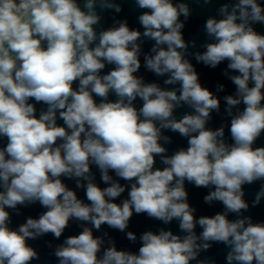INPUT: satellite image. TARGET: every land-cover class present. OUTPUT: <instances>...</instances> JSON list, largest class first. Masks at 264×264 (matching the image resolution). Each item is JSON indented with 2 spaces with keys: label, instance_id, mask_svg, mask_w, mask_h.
<instances>
[{
  "label": "clouds",
  "instance_id": "9594fccd",
  "mask_svg": "<svg viewBox=\"0 0 264 264\" xmlns=\"http://www.w3.org/2000/svg\"><path fill=\"white\" fill-rule=\"evenodd\" d=\"M132 2L146 10L138 16L143 31L115 16L102 26V13L122 11L116 0H0V264L40 261L28 241L59 239L70 221L79 234L46 241L56 264H217L201 258L214 244L227 248L226 264H264V221L245 215L244 188L260 183L251 207L260 205L264 33L255 26H264V0L221 4L202 26L203 51H190L197 42L184 38L193 13L188 0ZM194 3L209 9L213 0ZM145 41L154 42L143 53L145 69L176 87L136 75ZM188 57L211 69L227 61L223 75L235 92L223 96L221 119L230 123L208 126L213 113L221 115L216 93L225 86H203ZM108 65L114 67L102 74ZM185 106L191 111L178 118ZM166 130L186 138L187 147L169 155ZM186 182L209 189L204 202H219L223 211L197 218ZM37 203L46 211L13 228V214ZM134 214L176 221L182 234L161 227L137 235L128 231ZM102 225L125 233L138 251L118 249Z\"/></svg>",
  "mask_w": 264,
  "mask_h": 264
},
{
  "label": "water",
  "instance_id": "95a60500",
  "mask_svg": "<svg viewBox=\"0 0 264 264\" xmlns=\"http://www.w3.org/2000/svg\"><path fill=\"white\" fill-rule=\"evenodd\" d=\"M116 2L121 3L122 5V11L120 13H115L114 11H106L102 13L104 16V19L102 20V26L104 28H108L112 26L113 23V16H115L116 19H127L128 24L130 28L139 29L143 31V28L139 24L138 16L146 10L134 8L132 0H116ZM191 7L193 8V13L190 19L186 22L185 28L183 29L184 38L186 41H190L195 39L197 42V48L191 49L190 51H203L204 49L200 47L201 44H203L206 41V37L203 34L202 26L205 23L206 19L210 15H216L217 8L225 3L228 2V0H213V4L210 6L209 9H203L198 7L194 0H188ZM99 11V10H98ZM181 19H183L181 17ZM256 29L262 33H264V26L256 25ZM152 41H145V43L142 45V55L140 57L141 59V69L139 70L136 75L143 76L145 78L146 82H156L161 85V87H176V86H166L163 84V80L166 79V77H157L154 73L149 72L145 69L143 66V53H148L150 51ZM193 65L195 66L197 72L199 73L200 82L203 86L208 87L210 90L215 92V88L217 84H223L225 86V90L223 92L216 93L221 98V115H217L216 113H213V119L209 123V127L216 128L221 125V123L228 122L230 123V118H228L227 121H224L221 119V116L224 113L225 103L223 101V96L234 94L235 92V86L223 75V70L227 67V61L222 62L216 69H211L201 63H198L195 61L193 57H188ZM114 65H108L103 70L102 74H106ZM75 86V85H74ZM110 99L114 100L115 96H110ZM137 107L141 105V101L138 99L136 102ZM37 109L41 107V105H36ZM243 105H241V108ZM191 111V109L187 108V106L176 110V115L179 118L182 116L185 112ZM38 115V113H37ZM59 124H63L62 120H58ZM165 135H168L171 137V144L165 145V147L168 148V154H172L175 150H177L180 147H187V140L186 138L181 137L178 133H173L170 130H166L164 132ZM226 137H229L230 140V134L228 130L226 129ZM2 146V145H0ZM257 146H264V138H261L257 141ZM156 167H163V165L159 162V158H157V164ZM92 171L96 175V182L99 184L100 187H106L101 180H100V173L95 168L92 169ZM113 174V173H110ZM114 175V174H113ZM64 182L72 189L76 190L78 198L85 199V193L81 189L75 188V183L72 180L65 179ZM121 184L127 183L126 181L121 180ZM260 183H254L252 185H245V199L250 204V209L248 212L245 213V215H251L254 222H262L264 221V199L261 200L260 205L256 206L255 208L251 207V201L254 198V195L256 191L259 190ZM186 190L189 193V203L191 206L195 207L197 209V212L195 213L196 217L205 215V216H212L217 212L223 211V206L219 202H214L212 205H208L204 202L203 197L207 195L209 189L206 188H196L195 186L188 184L186 182ZM127 196V191L122 194L120 198L116 200L117 203L120 202L123 198ZM85 202L86 199H85ZM21 215L16 216L13 214L12 217V227H17L20 223L25 222L26 218L28 216H32L33 218H38L39 214L46 211L43 207L39 205V203L32 205L27 208H21ZM229 219H235L234 214H230ZM70 227L65 230V232L62 234L61 238L56 239L52 236V234H48L42 238H39L37 240H30L28 243L36 248L40 254L41 258L40 261H33V264H56L55 257L49 255L50 249L46 245V241H51L53 245L61 243L66 237L71 235H77L81 231V229L78 227V225L75 222L70 221ZM165 228L170 229L173 231L174 234H182L180 233L178 222L173 221L169 225H164L162 222L157 220H152L147 218L144 214L141 215H135L132 217L129 229L128 231H133L139 235L145 230H153L158 231L159 228ZM197 233L201 231L199 226L197 227ZM101 231H107L111 237H113L116 240L118 249H127L131 251H138L139 244H131L127 239L125 233H121L118 230L110 229L107 225H102ZM101 233L96 232L94 230V235H100ZM226 253L227 248L222 244H214L213 248L210 249L207 253H202L201 258L210 257L217 261V264H226ZM194 264V262H193Z\"/></svg>",
  "mask_w": 264,
  "mask_h": 264
}]
</instances>
